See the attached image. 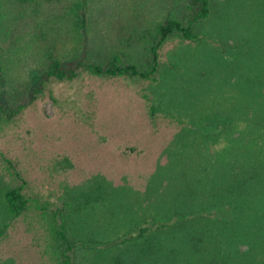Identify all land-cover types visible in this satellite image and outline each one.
Returning a JSON list of instances; mask_svg holds the SVG:
<instances>
[{
    "label": "rangeland",
    "instance_id": "1",
    "mask_svg": "<svg viewBox=\"0 0 264 264\" xmlns=\"http://www.w3.org/2000/svg\"><path fill=\"white\" fill-rule=\"evenodd\" d=\"M71 1L21 7L0 0L4 87L37 83L47 50L76 51L63 15ZM171 2L86 0L87 58L118 51L123 59L142 60V31L181 8ZM211 8L197 38L163 44L155 80L85 74L47 80L41 96L0 126V152L26 180L28 193L51 200L90 196L69 225L100 246L97 264H264V251L254 253L258 243L251 245V231L245 232L251 214L238 215L241 225L217 207L208 211L218 215L212 220L191 216L183 226L152 230L142 242L105 244L142 216L163 220L196 200L197 194L182 195L189 188L180 182L192 176L188 182L194 180L198 192L207 183L198 161L221 143L204 137L226 113L241 109L242 154L264 155V0H211ZM4 223L0 264H41L43 231L33 213L9 219L0 206V227Z\"/></svg>",
    "mask_w": 264,
    "mask_h": 264
},
{
    "label": "trees",
    "instance_id": "2",
    "mask_svg": "<svg viewBox=\"0 0 264 264\" xmlns=\"http://www.w3.org/2000/svg\"><path fill=\"white\" fill-rule=\"evenodd\" d=\"M10 1L21 7L34 2ZM171 5H180L181 8H171L170 12L142 31V60L134 62L123 59L118 51L106 54L99 60H91L85 54L86 0H72L66 5L63 15L74 36L76 51L57 54L47 50L41 63L40 78L32 86L19 83L6 88L3 86L4 78L0 72V126L16 120L33 100L41 96L43 84L47 80H73L81 74L106 79L121 77L130 82L155 80L163 44L173 40H194L198 37L201 25L212 13L211 0H174ZM239 116L240 108L226 113L223 116L224 121L214 124L210 135L204 137L211 144H221L198 161L197 172L200 175L204 173L207 182L200 192L193 186L194 180L191 184L188 182L192 176L187 178L186 183L180 182L183 187L189 188L187 192L181 190L182 195L195 197L197 194L195 201L190 202L188 206L172 209L168 218L156 222H149L146 216H142L105 244L115 246L142 242L152 230H171L175 226H183L191 216H201L202 219L218 216L208 212L211 207H217L226 214L222 215L223 217L230 216L229 218L233 217L237 221L239 214H251L247 219L249 223L245 232L248 234V231H251V245L258 243L254 253L264 251V155L262 157L260 153L253 152L247 157L242 154L243 142L246 139L238 125ZM260 126L264 128L261 124ZM197 129L189 128V132H195ZM231 133H236L232 136L235 142L231 139ZM226 140L228 142H225ZM229 142L230 145L227 144ZM225 148L228 150L224 151ZM180 160L184 164L185 160ZM190 161L186 164L193 166ZM28 188V183L14 163L0 152V206L9 219L28 211L33 213L43 231V235L39 236L42 242L41 264H97L96 257L100 246L93 240L80 238L69 225L71 214L89 201L90 196L86 194L79 200L74 195L65 194L51 200L48 196L28 193ZM239 222L246 225L244 221ZM6 226L4 223L0 227V235L4 233ZM246 258L248 259L247 255Z\"/></svg>",
    "mask_w": 264,
    "mask_h": 264
}]
</instances>
